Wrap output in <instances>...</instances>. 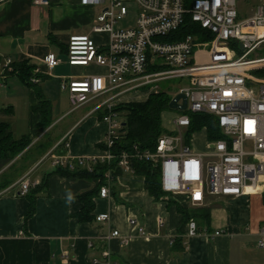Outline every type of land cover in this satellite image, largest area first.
<instances>
[{
  "label": "built area",
  "instance_id": "2783aa9c",
  "mask_svg": "<svg viewBox=\"0 0 264 264\" xmlns=\"http://www.w3.org/2000/svg\"><path fill=\"white\" fill-rule=\"evenodd\" d=\"M8 0H0V3ZM35 5L49 6L50 0H33ZM83 5L99 7L92 34L105 35L98 43L91 35L70 36L66 58L70 66H98L107 70L104 76H89L83 81L62 83L74 109L91 100L107 99L99 106L105 110L103 122L109 130L103 142L100 159L70 160L52 155L54 167L71 171L93 170L100 162L109 167L99 197L111 194L113 171L122 169L135 175L134 162H146L157 171L160 187L167 197L186 196L198 207L207 196L239 198L244 195L264 197V0H81ZM136 6L133 26L119 28L130 18L131 5ZM250 8V9H246ZM249 17L243 18L244 10ZM131 13V15H134ZM191 22L190 33L180 34ZM199 30L200 33H195ZM209 41H205V39ZM53 70L61 64L54 53L43 60ZM13 62H0L4 72ZM33 84H40L41 69L36 68ZM186 81L179 92L187 98L186 111L172 120L173 131L164 134L154 151L134 145L130 150L115 151L124 138V123L116 111L125 95L137 93L163 80ZM148 90V89H147ZM158 93V88H149ZM183 100L179 101V105ZM193 116L215 121L223 138L208 140V152L195 149L198 132H192ZM68 146V145H67ZM40 185L24 177L0 195L25 197ZM110 220L108 213L96 221ZM131 232L144 236L145 228L136 217L129 218ZM194 221L187 225L186 236H197ZM218 231L215 236H220ZM121 239L128 246L132 236L122 237L112 231L106 240ZM89 247L93 248L90 243ZM257 247L264 250V226L259 230ZM93 264H118L109 249Z\"/></svg>",
  "mask_w": 264,
  "mask_h": 264
},
{
  "label": "crops",
  "instance_id": "0c3cea01",
  "mask_svg": "<svg viewBox=\"0 0 264 264\" xmlns=\"http://www.w3.org/2000/svg\"><path fill=\"white\" fill-rule=\"evenodd\" d=\"M97 8L83 5L81 0H50L49 6L35 5L33 0L0 3V62H28L41 69V90L52 106L53 120L49 128H41L40 116L33 111L38 105L34 90L26 87L18 75L10 74L14 66L7 72L0 69V88H9L14 80L28 91L29 124L19 138L29 135L32 141L28 150L0 175L5 173L10 186L26 176L31 181H47L37 197L36 213L27 222L28 198L0 195V264H93L92 260L101 259V251L107 249L118 264H264V250L257 247L264 209L259 210L262 197L257 195L207 196L198 207L192 206L186 196H164L156 202L146 190L144 177L116 168L110 197L102 199L98 193L95 199L94 221L80 223L75 218L83 209L79 197L100 192L106 181L68 179L55 174L51 156L94 161L103 154L109 127L103 122L105 110L99 106L107 97L74 109L68 92L61 88L64 82L107 73L98 66H70L66 58L70 36L91 35L98 43L107 40L105 35L92 34V29L78 32L79 21H95ZM49 53L61 60L53 70L43 62ZM13 84L19 97L26 94L22 86ZM143 92L131 102H145L153 94L149 89ZM128 96H123L120 103H130ZM9 106L14 109V118L15 106L3 107ZM195 149L201 152L196 148V139ZM180 210L196 215L190 221L197 224V236H186L190 221L181 233ZM102 213H108L110 220L97 222L96 217ZM130 217L139 219L146 231L144 236L131 232ZM112 231H119L122 237L132 236L129 245L122 246L119 238L106 240ZM218 231L222 234L215 236Z\"/></svg>",
  "mask_w": 264,
  "mask_h": 264
},
{
  "label": "trees",
  "instance_id": "16d2710c",
  "mask_svg": "<svg viewBox=\"0 0 264 264\" xmlns=\"http://www.w3.org/2000/svg\"><path fill=\"white\" fill-rule=\"evenodd\" d=\"M191 22L188 21V25L181 29L180 34L190 33ZM195 33H200L196 30ZM209 41V39H205ZM14 69L10 74H16L26 87L30 90H34L38 99V105L34 107L33 111L40 116L39 126L47 129L52 123V106L50 102L45 98L40 84H33L31 79L37 77L35 74L36 66L30 65L28 62L19 64H13ZM8 75V74H7ZM41 82L44 80L42 76ZM172 100L171 95L166 92L153 93L149 96L145 102H132V103H120L116 111L124 118L123 132L124 138L120 143H117L115 151L130 150L134 145L138 146L142 150L154 151L158 144V140L167 133L162 124V115L169 110V104ZM14 116L13 107H1L0 118ZM192 132H200L204 127L208 128V140L215 141L223 138L220 129L210 118L206 116H193ZM32 141L29 135L22 136L21 138H15L14 130L11 123L0 119V173L9 166L16 158L24 154L30 147ZM104 148V147H103ZM12 165L9 169H11ZM55 174L61 175L68 179H99L102 183L105 181V175L109 170L106 164L100 162L94 164L93 170L77 168L71 171L67 167H55ZM133 168L135 175L144 177L146 180V190L149 195L154 198L156 202L160 201L165 195L161 190L159 177L157 171H155L149 163L146 162H134ZM5 175L2 173L0 177ZM11 185L9 179L0 181V192L5 190ZM47 181L25 196L29 200V208L25 217V221L30 220L36 213V201L38 195L45 190ZM98 190L85 194L79 197V201L83 204V209L79 214L75 216L80 223H89L94 221L93 213L96 209L95 199L98 197ZM183 215L182 231L185 225L191 220L195 219L196 215L191 214L188 211L180 210ZM182 240H176V243H181ZM174 242V243H175Z\"/></svg>",
  "mask_w": 264,
  "mask_h": 264
},
{
  "label": "rangeland",
  "instance_id": "374dc122",
  "mask_svg": "<svg viewBox=\"0 0 264 264\" xmlns=\"http://www.w3.org/2000/svg\"><path fill=\"white\" fill-rule=\"evenodd\" d=\"M254 2V0H252ZM255 5H258V0H256ZM130 9V18L127 22L125 23H121L119 25V28H125V27H129V26H133L134 23V17H135V12H136V6L135 5H131L129 7ZM246 9H250V8H246ZM244 10V16L243 18L249 17L251 14L250 13H246L249 10ZM101 13V9L97 8L96 9V16L95 18ZM131 13H133L134 15L132 16ZM70 16V14H69ZM67 18V17H65ZM68 19V18H67ZM79 26H80V30H78V32L82 33V32H90L92 27L94 26V22L90 23H86L84 21H79ZM264 56V52L261 54V56L259 57H263ZM186 81L181 80L180 78H171V79H167V80H163L159 83H156L155 85H151L149 87L144 88L143 90H139L137 91V93H131L129 94L127 100H130V103H132L131 101H137L136 99H138L139 97L142 96L141 93H144V90H147L149 88H158V91L160 92H166L169 95H171V97H173L175 95V93L179 92L180 88L182 87V85L185 83ZM12 83H18L19 86H22L21 88L24 89L25 91V95H23L22 97H19L18 95V89H16L15 84L12 85ZM8 88V87H7ZM5 88H0V108L5 106V105H13L15 106V110H16V116L14 118L11 117H2L0 118L3 121H6L8 123L12 124L13 130H14V136L15 138H19L22 134H25V132H27L28 129V124H29V107H28V103H29V96H28V91L23 88V84H21L18 81H10V87L8 89ZM19 97V99H17ZM98 102V101H97ZM179 113L177 111L171 110L169 109L168 111L163 113L162 116V124L164 129L167 131V133H171L173 131V125H172V120L178 116ZM121 120H123V117H120ZM196 148L201 151V152H208L209 149H207V145H206V141H205V134L204 132H198V134L196 135ZM5 177L7 176H1L0 177V181H3L5 179ZM260 211H263L264 209V197L261 198V202H260V207H259ZM264 212V211H263ZM264 226V222L261 224L260 227Z\"/></svg>",
  "mask_w": 264,
  "mask_h": 264
},
{
  "label": "water",
  "instance_id": "95a60500",
  "mask_svg": "<svg viewBox=\"0 0 264 264\" xmlns=\"http://www.w3.org/2000/svg\"><path fill=\"white\" fill-rule=\"evenodd\" d=\"M180 100H183L182 105H179ZM169 109L174 110V111H186L187 98L185 97V95L179 94L176 97H174L169 104Z\"/></svg>",
  "mask_w": 264,
  "mask_h": 264
}]
</instances>
